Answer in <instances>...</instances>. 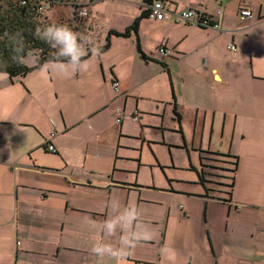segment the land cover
<instances>
[{
  "label": "crops",
  "instance_id": "1",
  "mask_svg": "<svg viewBox=\"0 0 264 264\" xmlns=\"http://www.w3.org/2000/svg\"><path fill=\"white\" fill-rule=\"evenodd\" d=\"M83 1L90 15L82 33L95 48L109 30L124 32L146 10L138 0ZM166 1L173 9L216 15L219 28L145 16L137 33L112 35L108 49L91 52L87 72L61 75V61H50L25 75L0 77V264H99L91 247L102 236L100 225L113 200L136 204L140 221L154 233L121 264H170L163 248L175 251V264H264V0ZM242 8L252 16L241 19ZM225 45L230 55L220 59ZM161 46L171 49L168 56L160 54ZM187 70L193 80L202 76L206 84L221 86L217 105L196 96L201 105L195 106V127L200 142L207 128L210 134L220 127L222 137L226 133L224 153L238 155L231 189L225 178L212 182L202 153L192 159L199 162L191 165L196 180L178 187V178L154 172V163L129 143L138 139L136 131L141 147L153 142L145 137L144 113L161 109L170 97L168 84L171 128L185 141L179 110L185 91L174 75L184 81ZM162 126L151 128L152 135L180 145L166 141ZM236 133L242 145L234 153ZM47 143L57 151H48ZM40 147L50 159L38 155ZM103 264L117 261L105 258Z\"/></svg>",
  "mask_w": 264,
  "mask_h": 264
},
{
  "label": "rangeland",
  "instance_id": "2",
  "mask_svg": "<svg viewBox=\"0 0 264 264\" xmlns=\"http://www.w3.org/2000/svg\"><path fill=\"white\" fill-rule=\"evenodd\" d=\"M58 3L51 6L48 13L49 16L52 18H54L56 15H58L57 20L62 19V18H66L69 19L71 21H69V23H71V27L70 29L77 34V36H84L85 34L82 33L83 30L85 29V25L84 22L85 20H87V18H83L81 16H79L78 13V6L82 3H85V1L83 0H57ZM123 4V3H122ZM62 5V6H61ZM102 7V6H101ZM110 8H112L110 6ZM64 9V10H63ZM67 9V11H65ZM99 9V8H95V11ZM126 8H122V11L125 10ZM56 20V19H55ZM192 25V24H191ZM75 26H79V30L75 29ZM86 32V31H85ZM223 46V44H222ZM228 48L223 47L220 48V56L219 58L221 59L222 55L223 56H228L230 55V50L228 52ZM35 58L36 56H34L33 54H30L27 56V58L25 59L26 63H34L35 62ZM206 60V59H205ZM183 67L180 68H176V70H182ZM186 77L184 79V81L178 79L176 77V75H174L175 77V81L177 84H183L182 87L184 89V95L179 97V110L182 114L183 120H184V127H183V133H184V137H185V141L183 140V135L182 133H176L173 132V128H171V121H172V105L168 104L167 102L172 100L171 94V86L170 84L167 85V89L170 90V97L168 100H163L162 103H160V107L161 109H159L158 111H152L149 112L151 114H153V116L148 115L147 113H144V117H145V121H146V127L147 129H145V137L148 139H151V143H147L144 142L143 147L140 146V133L139 131H136V133L134 134L137 135L138 139L136 140V142H129L131 143L130 145H132L133 147H136L139 150H141L142 154H143V158L148 159V161L150 163H154V167L153 170L154 172H156L158 174V172L162 173L163 171L166 173H169L170 175H172V179L174 178H178L177 180H180L178 182H174L173 184L175 186H187L186 183H182L181 181H189L191 182L192 180H196V174L194 171H192L191 169V165H193L194 163L197 165L199 162L198 160H192L197 158L198 159V155L199 153H202L205 156V160L204 162L207 164V166L209 167V172L212 173L213 175H222L224 173L223 170L218 169L217 166H220V163L218 162H213L211 158H216L215 156L212 155V153L208 150H213V151H222V152H226L227 151V147L229 145V140H227L226 137V133L225 136L222 137V128H218V130H216L215 132L210 134L209 129L207 128L206 130H208L207 133L204 134V138H203V142L201 145L200 142V128H196L195 127V120H196V109L195 106L196 104L201 105L200 102L196 101V96H200V94H203V103H207V99L210 102L211 105H217L216 103L219 102V98L217 99L218 101L215 100V95L219 94V91L222 92V89H220L221 86L217 87V84L215 83L213 86L206 84V80L200 76L197 80H193L192 78H194V75L191 74L190 71H186ZM6 76L3 73H0V77H4ZM166 76H168L166 74ZM5 78H9V77H5ZM19 79V78H18ZM179 80L181 81L180 83ZM23 83V82H22ZM2 82L0 81V86H1ZM176 84V85H177ZM161 86V84H160ZM158 88V86H157ZM220 89V90H219ZM8 92L10 93H15L16 89H11ZM230 92V90L228 91ZM234 93H236L234 91ZM176 94L179 95V91L176 88ZM237 95V94H235ZM50 100L53 99V97L50 96L49 98ZM146 103L148 106H152L151 108H153V105L156 104L154 103V100L152 99H145ZM157 106V104H156ZM167 107V108H166ZM163 108H166V112H162ZM155 115H159V117H156ZM143 116V115H142ZM199 117H202V111H200V115ZM157 118H159V121L157 120ZM161 119H163V123L164 126H162L161 123ZM132 126H134V123L131 122L130 123ZM162 126V127H166L167 131H166V141L169 142H174V143H181L180 145L178 144H174V146H169V144L162 142L160 135L157 134L156 136H153L151 132L152 131L151 128H156L157 126ZM177 129H175L176 131ZM138 133V134H137ZM212 135V140L210 142V136ZM159 137V138H156ZM209 137V138H208ZM239 134L236 133L235 134V138L233 141V148L231 150V152L234 151H239V149L241 147H239L241 144L240 140H239ZM209 141V143H208ZM247 141V140H246ZM194 142V145L192 144ZM248 142V141H247ZM186 143V144H185ZM184 144L187 145L189 148H185ZM133 150V149H131ZM128 152H133V151H127ZM38 155H40L41 157H43V159H50V156L48 153H46L44 151V149L42 147H40L39 151L37 152ZM235 153V152H234ZM237 155V154H235ZM53 159V157H52ZM157 159L160 160V162H157ZM193 161V162H192ZM161 165H157V164ZM164 166V167H162ZM222 166H226V165H222ZM212 180L216 181L219 180L218 177H213L211 178ZM175 180V179H174ZM192 183V182H191ZM193 185V184H192ZM189 185V188H196V185Z\"/></svg>",
  "mask_w": 264,
  "mask_h": 264
},
{
  "label": "trees",
  "instance_id": "3",
  "mask_svg": "<svg viewBox=\"0 0 264 264\" xmlns=\"http://www.w3.org/2000/svg\"><path fill=\"white\" fill-rule=\"evenodd\" d=\"M145 1L151 2L152 0ZM57 3V0H0V72L7 74L12 79L40 68L45 62L61 61L62 58H58L57 56V50L36 35L38 28H43L49 24H63L69 28L72 26L69 23L71 21L69 19L53 20L49 16L48 11L50 7ZM145 16H148V10L143 11L124 32L113 29L109 30L105 42L98 45L96 49L99 52H104L108 49L112 35L130 36L132 32L137 33L139 22ZM75 29L78 30L79 26H75ZM137 47L138 51L142 55H145L140 48L139 42H137ZM91 52L90 46L88 54L84 59ZM30 54L36 56L35 62L32 65H29L25 61ZM175 112L177 117L180 118V114L177 111ZM208 151L216 157L211 159L213 162L220 163V166H217V168L223 170L224 173L222 175H213L209 172V167L205 162L203 165L205 168L207 167L208 173L213 177H220L222 182L227 179V186L231 189L234 175L237 171L238 155L213 150ZM202 159L205 160L204 155ZM199 174L201 181L204 182L205 171L203 168L199 171ZM212 182L220 184L214 180Z\"/></svg>",
  "mask_w": 264,
  "mask_h": 264
},
{
  "label": "clouds",
  "instance_id": "4",
  "mask_svg": "<svg viewBox=\"0 0 264 264\" xmlns=\"http://www.w3.org/2000/svg\"><path fill=\"white\" fill-rule=\"evenodd\" d=\"M36 35L57 50L61 59L58 71L61 75L69 73H83L90 69V63L84 57L91 46L96 53L94 41L91 37L77 36L68 26L63 24H49L36 30ZM107 207L109 214L100 225L101 237H97L91 247V253L103 264L105 258L121 262L131 251L141 243L154 238L152 230L140 221V210L136 204L129 201L121 204L119 200L111 201ZM115 243H112V241ZM161 255L166 256L170 264H175L176 253L172 249H161Z\"/></svg>",
  "mask_w": 264,
  "mask_h": 264
},
{
  "label": "built area",
  "instance_id": "5",
  "mask_svg": "<svg viewBox=\"0 0 264 264\" xmlns=\"http://www.w3.org/2000/svg\"><path fill=\"white\" fill-rule=\"evenodd\" d=\"M222 1V0H220ZM142 6L148 10V16L156 20L164 19H174L177 22L192 24L200 27H214L219 28V22L216 19V15H208L199 9L196 8H185V9H173L168 5L166 0H152L151 2H146L145 0H138ZM78 13L81 17H89L90 10L88 4L82 3L78 6ZM222 12L221 8H218L217 14ZM252 16V11L248 8H242L240 10L241 19ZM230 49L236 50V45L231 43ZM160 54L168 56L171 52V49L166 46H161L159 48ZM113 86L117 89L119 82L117 80L113 81ZM133 119H137V115H133ZM117 121H121V118L118 117ZM56 131L51 133V136H54ZM46 149L50 152H56L57 149L54 144L47 143Z\"/></svg>",
  "mask_w": 264,
  "mask_h": 264
}]
</instances>
